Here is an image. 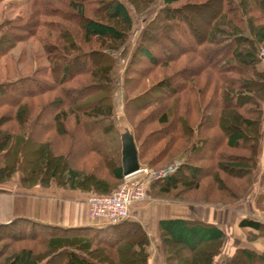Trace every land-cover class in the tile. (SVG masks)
<instances>
[{"label": "trees", "instance_id": "trees-1", "mask_svg": "<svg viewBox=\"0 0 264 264\" xmlns=\"http://www.w3.org/2000/svg\"><path fill=\"white\" fill-rule=\"evenodd\" d=\"M95 1L98 6H92ZM158 1L160 4L158 9H154V17L143 21L144 26L131 52L129 66L121 77L118 71L115 72V54L130 45L138 23L132 11L140 12L132 0H61L70 11L69 14L82 22L84 43L90 44L96 40L102 48H109L99 51L97 60H94L91 51H85L65 24L57 21L60 19L70 22V15L51 9V3L45 0H26L25 16H20L16 22L7 20L5 25L0 26L3 40L0 44V60L17 43L29 37L41 36L51 64L29 78L0 84V109L9 108L13 117L19 120L29 114L25 108L30 101L57 95V100L46 106V110L52 108L55 111L52 120L56 130L64 133L59 126L70 120L74 121V132L62 136L64 140L75 144L76 137L81 135V139L88 144L87 151L98 155L105 164L111 166L112 177L122 182L124 176L121 153L110 148V143L105 139V136L115 130L113 121L116 111L112 98L121 89L124 93L125 117L129 123L142 118L146 112L151 113L140 121V125L134 127L132 124L131 127L140 162L154 171L155 165L172 149L183 148L173 159L175 171L162 180L152 182L149 195L158 192L169 196L180 187L184 191L197 190L205 180H216L219 177L217 181L223 182L220 175L235 170L238 172L236 179L240 192L232 188L224 190L234 201L232 204L192 203L194 206L230 207L242 201L253 185L262 139L264 71L259 70L258 65L262 61L259 53L263 43L245 34L239 24L240 16H237L239 12L244 17L248 16L252 7L247 0H238L235 8L233 4L236 0H218L220 15L209 27V32L201 36L190 19L176 8L183 0H146L148 9L153 8ZM262 2L264 0H256V5H261ZM88 10L93 18L87 16ZM46 29L57 34L64 47L59 44L55 48L49 46L50 37H43L42 34ZM257 33L264 40V28ZM167 48L172 52L166 54ZM159 51L165 55H160ZM186 57H192L193 62L195 59L202 61L196 74H191L188 70L179 71L160 80L147 92L131 97L146 78L145 74L161 67L166 71L170 70L172 64ZM82 60H88L91 65L81 70L74 69L73 65ZM98 62L101 64H97ZM145 64L149 67L142 70L141 67ZM135 65H139V68H134ZM205 68L211 70L217 81L214 83L209 79L204 88H198L199 82L196 79L199 78L198 74H205ZM87 77L91 78L95 86L87 88L88 90L76 89V85L81 84V79ZM29 84L34 85V88L29 87ZM100 93L106 96L97 102L85 103V96ZM80 94H85V101L70 105L71 97ZM42 118L43 116H38L37 120L24 119L31 129L22 139L18 150L12 144L11 135L1 136L0 155L7 157L12 154L14 159L0 168V183L3 184L13 176L15 166L26 176L23 179L24 186L32 184L39 175L41 177L39 165L48 142H36L28 156L25 151ZM156 124L160 126L159 130L147 134L145 141L141 143L142 133ZM162 144H165L164 151L147 161L149 154ZM208 149L210 153L205 154ZM227 151H246L249 156L229 154ZM181 156L184 158H179ZM22 164L28 168H24ZM51 167L53 176H56L59 173L57 166L53 168L51 164ZM64 183L71 189L80 190L82 176L70 169L65 175ZM96 192L92 195H101ZM20 224L26 228L30 226L33 230L30 238L21 237L23 241L27 239L36 242L46 246V252H55L51 258L43 259L46 252L36 253L34 248H25L7 258L4 264H105L103 254L113 249L117 252L115 244H120V238L125 241L132 258L136 259L135 263L129 264H149V237L140 223L130 219L117 225H107L106 230L91 227L61 228L19 220L0 225V232ZM241 227L258 231L262 224L245 219L241 222ZM34 230L42 231L44 236L32 234ZM159 230L162 251L168 264H174L175 261V257L169 254L170 247H182L191 256L197 255L198 260L202 257L205 264H214L225 239L220 228L201 220H162ZM133 232L141 235V238L133 239ZM16 238L15 236L14 239ZM201 247L209 249L206 255L199 251ZM227 264H264V255L242 250Z\"/></svg>", "mask_w": 264, "mask_h": 264}, {"label": "rangeland", "instance_id": "rangeland-1", "mask_svg": "<svg viewBox=\"0 0 264 264\" xmlns=\"http://www.w3.org/2000/svg\"><path fill=\"white\" fill-rule=\"evenodd\" d=\"M47 3H51V9H57L60 12L70 15V22H64L60 19H57L58 22L65 24L68 27V30L71 31L77 42L84 47L85 51L92 52L94 60L98 59L99 51L107 50L109 48H102L98 45L96 40H93L90 44H86L83 41V34L81 33V23L78 19L74 18V16L68 11L61 0H45ZM135 5L138 7L140 12L132 11L134 18L138 20V23L135 27V31L133 32L132 38L130 40V45L128 48H122L117 54L116 57V68L115 72L118 71L119 75L122 77L124 74L125 69L129 66L130 62V55L135 46V42L140 35L143 26H144V19H151L154 17V11L158 9L160 1L151 8L148 9V2L146 0H132ZM263 1V0H260ZM238 0L234 2L238 4ZM249 2L250 7L252 9L249 11L248 16H242L241 12H239L237 16H240L239 21L240 25L243 27L245 34L252 36L253 39L257 41V39L261 40L263 43V48L260 50L259 56L262 59L261 63L258 65L259 70L264 71V40L261 39L258 35V31L261 28H264V3L262 2L261 5H256V0H247ZM206 4V5H204ZM91 5V4H90ZM92 6H98V2L92 3ZM207 6V7H204ZM249 7V8H250ZM176 8H179L180 11L190 19L193 26L197 29L199 35L203 36L209 32V27L215 22V19L220 15V8L218 4V0H183L182 3L177 5ZM155 9V10H154ZM26 13V0H1L0 1V26L6 24L7 20L15 21L20 16H25ZM88 17H92L93 15L88 10L87 12ZM232 16V14H231ZM230 16V17H231ZM232 18V17H231ZM236 18V15H234ZM46 20H54V19H46ZM16 22V21H15ZM13 25V24H12ZM11 27L13 28V26ZM43 37L49 36V46H57L58 44L61 47V41L58 39V35L55 33H50L47 29L42 31ZM3 42L2 35L0 33V44ZM55 48V47H54ZM57 49V48H56ZM172 50H166L167 53H171ZM156 53V52H154ZM160 55H165L160 52ZM57 54V53H55ZM49 54L44 47L42 37L41 36H33L29 37L27 40L17 43L13 46L0 60V84L4 83H11L18 81L22 78H29L40 71L43 68L49 67L51 64ZM109 60V59H108ZM192 57H186L184 60L176 64H172L170 66V70H165L163 67L154 70L152 73L145 74L146 78L143 79L142 83L138 86L136 92H133L131 97L134 98L139 94L147 92L155 86L160 80L167 78L168 76H172L179 71L188 70L191 74L197 73L200 69L199 64H203L202 61L199 59H195V62L192 61ZM97 64H101L98 62ZM91 65L88 60H82L75 63L74 69H84ZM139 65H135L134 68H137ZM149 67L148 64H145L141 67L142 70L144 68ZM199 66V67H198ZM206 65L204 64L203 67ZM139 68V67H138ZM202 68V67H201ZM204 75H199V78L196 79L199 82L198 88H204L205 83L207 80L211 79L210 81L214 82L215 80L214 75L211 73V70L204 69ZM117 74V73H116ZM195 74L193 76H195ZM61 77V76H60ZM95 86L94 83L91 82V78H83L81 79V84L76 85V89L82 90V88H91ZM29 87L32 89L34 85L29 84ZM88 90V89H87ZM85 94L80 95H73L70 99V105L74 104L77 105L79 101H85L84 97ZM106 94H97L91 97H86L85 103H92L97 102L101 98H104ZM211 96V93L209 94ZM112 104L115 108V119H114V132L110 135L105 136L106 142L110 143L108 145L114 151H119L121 153V140H120V133L122 131V127L127 126L129 128L140 125V121L145 118L147 115L151 114L150 112H146L142 118H137L131 123L125 117V110H124V93L121 89H119L112 98ZM57 100V95H49L45 97L38 98L36 100L30 101L27 104L26 113L29 114L26 118L22 117L23 119L16 120L11 113L9 108H2L0 109V138L3 135H11L12 136V144L15 145L16 150L19 148V144L23 142V138L27 134L28 130L31 129V126H27V121L25 120H37L38 116L42 117L41 122L37 125L33 132V136L31 141L27 144V149L25 154L30 152V149L34 146L36 142H48L46 146V150L42 152L39 173L41 174L38 176L35 181L29 186H24L23 179L26 177L21 170H19L18 166H15L13 176L7 179L3 184H7L10 182H17L22 185L24 188H30L35 185H42V186H59L63 188H69L64 183L65 175L68 173L70 169L75 170L82 176V185L80 186L81 192H89L91 195L93 192L97 191L101 195L110 194L116 191L124 181L115 180L112 177V167L108 164H105L98 155L88 152V144L83 139H81V135L76 137V143L72 144L71 141L64 140L62 136L67 135V133H73L75 130V122L69 121L63 125L59 126V129L64 130L63 132H59L53 125V116L55 115V111L52 108L46 110V106L50 103H54ZM76 103V104H75ZM264 110V103L261 105ZM25 119V120H24ZM210 120V119H209ZM212 120V118H211ZM264 120V119H263ZM232 126V124H230ZM159 125H153L144 131L140 137V142L143 143L145 141V136L151 133L152 131L159 130ZM9 132V133H8ZM66 132V133H65ZM64 134V135H63ZM63 138V139H62ZM140 145V144H139ZM164 145H159L155 150H153L148 158L147 161L158 156L162 151H164ZM107 146V147H108ZM138 148V146H137ZM183 150L182 149H172L161 161H159L154 168V171H162L167 168L174 166L173 159L176 158L179 153ZM210 149L205 151V154H209ZM229 154H243L245 156H249V153L246 151H227ZM179 158H184L183 156ZM14 159L12 154H9L7 157H3L0 155V168H4L6 166L7 161H11ZM178 159V158H177ZM28 161V160H27ZM53 168L57 166L59 173L56 176H53ZM142 168H148V165L145 163L140 162ZM23 166V164L21 165ZM200 166V164H199ZM203 166V165H201ZM24 168H28L27 165L24 164ZM176 167V166H174ZM151 170V169H150ZM153 171V170H151ZM235 170L227 172L226 175H220V178L223 180L217 181L213 179L205 180L200 188L197 190L192 191H184V188L180 187L178 191H174L169 196H163L156 192L155 195H149L150 199L154 201L157 200L159 203H171L174 204L177 208H179L180 214H183L186 211L185 208H191L194 214L199 212V206L196 207H189L193 206L192 203H211V204H232L234 201L226 195L224 190L226 188H232L236 191H239V183L236 179ZM101 182L102 184H98ZM150 200V201H151ZM149 201V200H148ZM147 201V202H148ZM149 201V202H150ZM181 209V210H180ZM182 210H184L182 212ZM187 212V211H186ZM106 223L99 225V228H106ZM97 226V228H98ZM96 228V227H95ZM33 230L31 227L28 226L27 228L24 225L20 224L17 227H14L10 230H5L4 232H0V263L4 264L5 260L12 256L14 253L19 252L25 248H34L36 253L46 252L48 248L44 245L38 244L36 242H31L30 240L23 241L21 237H29ZM39 236H44V233L40 230H34V233ZM133 239H140L141 235L138 233L133 232ZM17 237L14 239V237ZM120 244H115V248L117 247L118 251L116 252L115 249L107 250L104 255L103 262L105 264H129L135 263V258H132L130 255L129 248L126 247L125 241L120 238ZM150 245L147 247L148 256L150 258L149 250L153 249L155 251V242H151L150 239L148 240ZM161 242V241H160ZM162 244V243H161ZM162 248V245H161ZM169 250V249H168ZM203 255H206V252L209 251L206 247H201L199 250ZM55 252V251H54ZM54 252H46L43 259L51 258ZM161 252V250H160ZM159 256L155 262L152 264H168L167 259L164 254L156 252ZM169 254H172L175 257L174 264H205L204 259L201 257L200 260L197 259V255L191 256L184 248L182 247H170ZM45 263V262H43Z\"/></svg>", "mask_w": 264, "mask_h": 264}, {"label": "crops", "instance_id": "crops-1", "mask_svg": "<svg viewBox=\"0 0 264 264\" xmlns=\"http://www.w3.org/2000/svg\"><path fill=\"white\" fill-rule=\"evenodd\" d=\"M261 132L259 163L254 172L253 185L247 196L239 203L230 207L201 205L197 214L191 212L193 211L191 208H185L187 212L182 210L184 212L180 214L179 208L174 204L159 203L149 197L150 202L140 203L133 208L130 221L140 223L150 241L155 242V251L149 250V264L159 258L156 252H159L160 256L161 252L163 253L160 221L177 218L201 220L216 225L224 232L222 250L216 256L214 264H227L242 250L264 255V120ZM90 197L89 192L54 185L39 184L24 188L15 181L0 183V225L22 220L61 228L103 229L98 226L103 223L89 215L87 202ZM245 219L262 224V228L257 231L250 227H241V222Z\"/></svg>", "mask_w": 264, "mask_h": 264}, {"label": "built area", "instance_id": "built-area-1", "mask_svg": "<svg viewBox=\"0 0 264 264\" xmlns=\"http://www.w3.org/2000/svg\"><path fill=\"white\" fill-rule=\"evenodd\" d=\"M175 169L172 166L162 171H151L141 167L136 174L124 178V183L111 194L92 195L87 202L90 217L107 225L129 220L133 208L149 200L151 183L166 178Z\"/></svg>", "mask_w": 264, "mask_h": 264}, {"label": "water", "instance_id": "water-1", "mask_svg": "<svg viewBox=\"0 0 264 264\" xmlns=\"http://www.w3.org/2000/svg\"><path fill=\"white\" fill-rule=\"evenodd\" d=\"M120 133L121 165L124 178L132 176L141 170L139 153L131 128L124 126Z\"/></svg>", "mask_w": 264, "mask_h": 264}]
</instances>
